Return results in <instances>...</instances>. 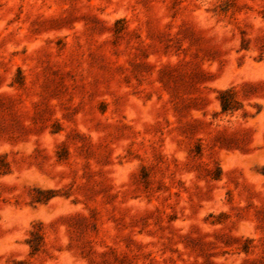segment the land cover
I'll return each mask as SVG.
<instances>
[{"label": "rangeland", "instance_id": "1", "mask_svg": "<svg viewBox=\"0 0 264 264\" xmlns=\"http://www.w3.org/2000/svg\"><path fill=\"white\" fill-rule=\"evenodd\" d=\"M0 264H264V0H0Z\"/></svg>", "mask_w": 264, "mask_h": 264}, {"label": "trees", "instance_id": "2", "mask_svg": "<svg viewBox=\"0 0 264 264\" xmlns=\"http://www.w3.org/2000/svg\"><path fill=\"white\" fill-rule=\"evenodd\" d=\"M221 107H222L223 111H225L227 109L226 105L224 103H222V101H221Z\"/></svg>", "mask_w": 264, "mask_h": 264}]
</instances>
